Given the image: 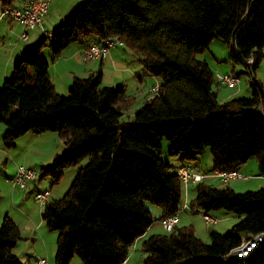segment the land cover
<instances>
[{
    "label": "trees",
    "instance_id": "obj_1",
    "mask_svg": "<svg viewBox=\"0 0 264 264\" xmlns=\"http://www.w3.org/2000/svg\"><path fill=\"white\" fill-rule=\"evenodd\" d=\"M12 1L2 0L3 6ZM47 33H41L32 54L14 61L0 89V123L5 150L29 132L55 133L63 141L64 151L40 170L38 181L50 177L58 184L66 168L87 159L65 195L43 207L45 228L57 233L55 264H70L75 256L82 264L127 262L130 249L155 221L181 214L185 190L177 167L156 152L163 139L170 155L184 161L209 149L213 173L238 170L256 159L264 175L260 82L248 80L250 97L220 103L213 90L221 87L217 77L196 57L219 38L228 46L232 68L252 56L254 73L264 58V0H83ZM113 37L158 80V90L132 119L136 97L126 87H102L98 71L75 77L68 96H61L41 55L47 47L54 60L73 42L86 46ZM191 189L183 212L224 210L238 222L225 234L210 231L209 244L190 225L152 235L142 242V264H264V244L246 258L228 257L242 237L264 232V189L236 193L203 179ZM147 203L159 208L158 219ZM19 240L18 227L5 218L0 264H22L13 254Z\"/></svg>",
    "mask_w": 264,
    "mask_h": 264
},
{
    "label": "crops",
    "instance_id": "obj_2",
    "mask_svg": "<svg viewBox=\"0 0 264 264\" xmlns=\"http://www.w3.org/2000/svg\"><path fill=\"white\" fill-rule=\"evenodd\" d=\"M27 2L28 0H14L7 7H12V6L23 7L26 5ZM58 2L59 1L56 0H50L49 10L43 19V26L46 31L50 32L56 26H58L59 23H61L60 21L64 20L70 9H73L80 3V0L66 1L62 5V6H66L65 8L63 7L61 8ZM4 8L5 7L3 6L2 0H0V27L2 24H4L2 25L3 28L0 29V38H1L0 39V85L5 80H7L11 75L12 64L14 63V61L18 57H20L23 53H26L31 49H34L35 44L41 38L40 36L41 32L38 29H31V30H27V39L26 40L22 39L21 35L25 31V28L22 25L18 24L16 21L12 20L9 16L1 15L2 10ZM31 36H33L34 40L29 42ZM84 47L85 44L76 42V45L65 48L61 53V55L54 60L50 58L49 51L47 54H45V57H47V59L50 60L49 68H48L49 79L51 80V83L53 84L57 94L59 95H64V93L67 94L68 88L75 77L86 78L84 76L89 75L92 72L100 71L102 73L103 69H105V71L108 72L112 77L111 84H117L119 86L121 85L123 86V83L127 82V74H130L135 77V80L137 81V85H139L138 86L139 88L143 85L144 73H142V70H140L138 66L137 69L134 70L132 73L128 71L127 68L128 60L125 53L116 57L112 55L111 53L112 51L122 47H115L111 49L110 52L107 54V56L103 59H92V60H84L82 58L81 53ZM211 57L213 60L217 59L215 54L213 53H211ZM203 59L208 63L209 68L215 78L220 74H226V73L231 74V72H234V74L237 75L235 71H233L234 69L232 68V65H230L231 66L230 72H226V68L224 65H222V69L219 68L213 69L212 64H210L208 59L207 58H203ZM223 60L225 61L228 60V52H226V58L223 57ZM105 62H107V66L104 65ZM259 73L260 72L255 71V78L260 82L264 90V84L258 76ZM130 79L132 80V78ZM150 81H151L150 79L147 80V82ZM144 85L147 86V83H145ZM138 87L136 88L139 90ZM220 89L221 87L216 86L215 92L217 94V99L220 103L240 97L251 96V90L248 85V82L247 84H242L240 82V86L233 93L228 92L227 94H221L219 92ZM26 135L27 134H25L22 137H26ZM33 135H39V134L33 133ZM28 139L29 141H31L33 138H28ZM2 156L4 159V165H5L4 168L6 169V171L2 173L0 172V224L5 218L10 219L18 227L21 237V240L18 241L16 247L13 250V254L22 264H33L36 258H46L48 264H55L53 256H54L55 243H56L55 241L57 237H55V234H52L53 232H49L45 228L44 223L42 221V213H43L44 205L39 204L35 199V194L37 192L48 191L49 197L47 201H50L51 200L50 198L52 196L50 191L51 188L47 190L39 187V184L42 180L41 181L35 180L34 182L29 183L27 185L28 188L26 187L24 189H20L16 187L13 183V177L16 169L11 168L10 171H7V166L10 158L12 160H15L16 162H19L18 161L19 159L14 154L9 152H3ZM198 157L196 160H198ZM30 162L31 163H29V165H26L28 163H24V166H40V170L43 167L48 166V165H41L42 163H37L36 161H30ZM167 162L170 163L169 161ZM180 166H183V164L181 165L178 164L175 167L178 168ZM191 168L194 170L195 173L203 177V174L200 173V169L198 168V166L195 165L194 167ZM211 169H212V163H211ZM237 171L241 176V178L230 180V182L231 181L232 182L231 184L228 185L234 192L242 193L246 191H254V190L257 191L264 188V180H260L261 178H264V175H261L259 173L257 164L250 163L248 161ZM211 173H212L211 176L204 177L203 181L205 179H208L212 181L213 184L215 182H220L223 184L229 182V181L223 182L220 179L214 177L216 173H213L212 171ZM30 186L32 190H30L29 193H25L26 191H29ZM184 195L185 197L183 204L186 201L188 208V202L192 196V189L190 188L188 196L185 194V192ZM188 212L192 214L197 213L201 215L200 211L193 212L189 210ZM157 214L158 216H155L156 219L160 217V213ZM209 215L212 216L211 214ZM179 220H180L179 225L186 226V224H188L192 227L194 226L193 230L194 232H196L195 230L197 228L192 219L187 218L184 220L181 219V216H179ZM225 220L226 221L229 220V217H226ZM155 222H159V225L161 227L160 229L163 230L160 221H155ZM155 222L149 227V229L145 232V234L135 242L133 247L130 249V254L129 257L127 258V264H129V261L131 262V260L133 259V256L136 253V249L138 248L137 246L138 243L140 241L143 242L144 240H146V236L148 234L156 235L159 232V228L156 229L154 228L156 226ZM214 226H217L221 230L222 229L226 230L227 228H229L230 224H226L224 222L220 223V221L217 219V224ZM209 228L210 227H208L207 229ZM216 232L219 231L216 230Z\"/></svg>",
    "mask_w": 264,
    "mask_h": 264
},
{
    "label": "rangeland",
    "instance_id": "obj_3",
    "mask_svg": "<svg viewBox=\"0 0 264 264\" xmlns=\"http://www.w3.org/2000/svg\"><path fill=\"white\" fill-rule=\"evenodd\" d=\"M56 1H59L58 3H59V6L61 8L62 7L65 8L66 6H62V5L66 1H72V0H56ZM82 1L83 0H80V3ZM76 7H74V8L72 7L73 9H70V11L67 13L66 17L64 18V20H67L69 18L72 11ZM48 10H49V8H48ZM60 22H62V21H60ZM2 23H4V22H2ZM2 25H4V24H2ZM2 25H1L0 29L3 28ZM33 40H34L33 36H31L29 42H31ZM73 45H76V43L73 42V43L69 44L66 48L72 47ZM35 49L36 48L28 51L29 52L28 54H32L35 51ZM48 51H49L48 48L44 47L41 50V55L43 58H45L49 62L50 60L47 59V57H45V54H47ZM226 52H228V46L221 39L216 38V39L212 40V42L210 43L208 48L203 53H200V52L196 53V57L199 59L207 58L208 61L210 62V64H212L213 69L214 68L222 69V65H224L226 68V72H230L231 63L227 62V61H229V59L227 61L223 60V57L226 58ZM111 53L115 57L125 53V55L127 56V60H128L127 61L128 62L127 63L128 71L132 73L134 70L137 69V66H138V68H140V70H142V73H144L143 85L140 88L138 87L139 85H137V81L135 80V77L133 75H130V74H127V82L123 83V86L126 87L127 92L136 97L135 104H134L133 108L131 109V111L129 112V115H128L129 116L128 119H132L134 113L142 106L144 101L148 98H151L154 95V93L151 92L150 90H151L152 86H154L155 83L158 82V80L154 77H151L149 74L146 73L144 66H142V64L137 60V55L133 50H131L127 47H122L119 49L117 48V50H114ZM211 53L215 54V56L217 58L216 60L212 59ZM263 53H264V48H263ZM13 64H12V66H13ZM104 65L107 66V62H105ZM234 71L236 74H239V76H237L234 74V72H231L233 75H235L236 77H238L240 79L238 85L234 89H227L226 87L222 86L221 89L219 90V92L221 94H227L228 92H230V93L235 92L236 89L240 86V82L242 84H247V82L249 80V76L247 74H244V73L241 74L243 72V65H238ZM256 71L260 72L258 74V76L264 84V58L261 61V63L259 64ZM102 73H103L102 87L117 88V86H119L117 84H111L112 77L110 76V74L108 72L105 71V69H103ZM136 75H137V73H136ZM223 75H225V74H223ZM87 76L88 75H86L84 77H87ZM141 76H143V75H141ZM254 76H255V74H254ZM130 78H132V80ZM149 79L151 81L147 82V80H149ZM3 83L0 85V89L2 88ZM145 83H147V86L144 85ZM136 87H138L139 90ZM213 90L216 91L215 86L213 87ZM61 96H68V93L67 94L64 93V95H61ZM4 129H5V126L2 123H0V135H1V138H0V172L1 173L6 171V169L4 168L5 167L4 159L2 156L3 152L12 153L19 159L18 160L19 162H16L15 160H12L10 158L9 162H8V166H7V171H10L11 168L16 169L17 166H22L26 169L35 170V172L39 176L40 166H24V163H28L26 165H29V163H31L30 161H36L37 163H42L41 165H50L52 163L54 157L61 155L65 149V147L63 145V141L61 139H59L58 135L55 133H43V134H39V135H33V132H29V133H27L26 137H21L18 139V141L16 142L15 148L11 149L10 151H7L2 146V135L4 134L2 132L5 131ZM30 136H33V137H30ZM28 138H33V139L31 141H29ZM156 152H158L160 158L165 163H168L167 161H169L170 165H172V166H176L178 164L179 165L183 164V166H185V167H194L196 165L200 169V173L203 174V177H210L212 174L211 173L212 158H211V154H210L209 149H207L202 155H200L198 157V160L184 161V160H182L181 155H170L169 143L166 139H163L161 141L160 149L156 150ZM249 162L257 164L256 159H251ZM46 163H48V164H46ZM86 163H87V159L84 158L77 164V166H71V167L66 168L64 170L62 178L58 184H53V180L49 177V178L42 180L39 184V187H41L42 189H47V190H49L51 188L50 189L51 194H52V196L50 198L51 200L61 199L65 195V193L70 189L78 169L83 167L84 165H86ZM260 180H264V178H261ZM204 182L206 184H210V185L213 184V182L208 180V179H205ZM231 182L229 181L226 184H223L220 182H215L213 185L225 187V186L231 184ZM30 190H32L31 186L29 187V191H26L25 193H29ZM254 191H256V190H254ZM246 192H248V191H246ZM242 193H245V192H242ZM38 206H40V205H38ZM147 207L151 211L153 217L158 216L157 213H160L159 208L154 206V205L147 203ZM211 215L216 217L220 221V223L224 222L226 224H230L229 228H227L226 230H223V229L221 230L217 226H214V227L211 226L209 229H207L200 214H197V213L192 214V213H189L188 211L181 212V214H180L181 219L185 220L187 218H190L194 221L196 228H197L195 230L196 231L195 235L206 244L210 243V237H209L210 231L218 230L219 231L218 233L225 234L228 232V230L235 223L238 222V218L236 217V215H234L230 212L224 211V210L212 212ZM226 217H229V220L226 221L225 220ZM155 224H156V226L154 228L155 229L159 228V232L157 234H165L166 233L164 230L160 229L161 227L159 225V222H155ZM186 226H188V224H186ZM52 234H55V237H57V233L53 232ZM151 235L152 234H148L146 236V239L148 237H150ZM141 244H142V242L140 241L137 245L138 248L136 249V253L134 254L131 262L129 261V264H142L143 263V260L145 258V254L142 251ZM55 251H56V243H55V250H54V256L53 257H55ZM70 264H82V263H81V260L79 259V257L75 256L71 260Z\"/></svg>",
    "mask_w": 264,
    "mask_h": 264
},
{
    "label": "built area",
    "instance_id": "obj_4",
    "mask_svg": "<svg viewBox=\"0 0 264 264\" xmlns=\"http://www.w3.org/2000/svg\"><path fill=\"white\" fill-rule=\"evenodd\" d=\"M50 5V0H28L25 6L23 7H5L2 10L3 16H9L12 20L16 21L18 24L22 25L25 28V31L22 33V39H27V30L38 29L42 34L49 35L43 26V19L48 12ZM124 43L117 37L107 38L103 42H93L89 45H86L81 53L84 60L92 59H103L107 56L112 48L122 46ZM253 57L244 59L243 61V71L249 76L250 80L255 81V76L252 70ZM217 82L222 87L227 89H234L239 83V78L233 74H220L217 76ZM158 90V83L152 87L151 92L155 93ZM257 112L262 115L264 114V109L259 108ZM178 178L180 179L185 194L188 196L189 189L195 184L199 183L204 177L195 173L191 167L180 166L176 169ZM38 174L35 170L26 169L22 166H18L15 170L13 177V183L16 187L24 189L31 182H34L38 179ZM216 178L220 179L223 182H228L230 180H235L241 178L237 170H232L228 172H219L216 173ZM49 197L48 191L37 192L35 194L36 201L45 205ZM188 209L186 201L181 207V212ZM179 214L173 215L171 217L164 218L160 221L163 230L166 233L173 231L175 226L179 225ZM202 219L205 223V226L211 227L217 224V219L210 216L209 214L201 213ZM264 244V232L256 234L254 236L242 237L240 244L231 251L228 257H235L238 259L246 258L251 253L256 251ZM33 264H48L46 258H36ZM121 264H127L126 261H123Z\"/></svg>",
    "mask_w": 264,
    "mask_h": 264
},
{
    "label": "clouds",
    "instance_id": "obj_5",
    "mask_svg": "<svg viewBox=\"0 0 264 264\" xmlns=\"http://www.w3.org/2000/svg\"><path fill=\"white\" fill-rule=\"evenodd\" d=\"M232 74V73H231ZM157 83V82H156Z\"/></svg>",
    "mask_w": 264,
    "mask_h": 264
}]
</instances>
